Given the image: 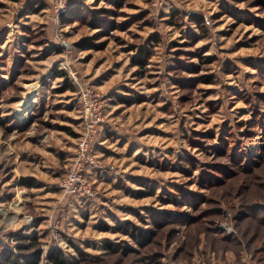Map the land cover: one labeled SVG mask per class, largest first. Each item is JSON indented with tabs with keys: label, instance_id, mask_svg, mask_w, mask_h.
<instances>
[{
	"label": "rangeland",
	"instance_id": "1",
	"mask_svg": "<svg viewBox=\"0 0 264 264\" xmlns=\"http://www.w3.org/2000/svg\"><path fill=\"white\" fill-rule=\"evenodd\" d=\"M56 1L0 0V244L16 252L21 237L42 233L38 264L59 247L67 264H148L153 253L157 264L260 263L264 251L253 252L264 248V229L238 213L249 200L243 165L219 185L202 178L230 131L245 163L264 152V0H125L115 18L121 30L95 41L105 40L101 50L83 51L73 44L95 31L61 23V11L76 3L85 13L108 11L111 0H62L60 11ZM139 13L146 15L137 20ZM138 48L150 53L143 67L133 61ZM80 86L103 100L95 139H105L110 158L97 159L95 171L122 176L115 187L89 182L88 197L110 200L96 216L91 199L77 201L59 187L82 128ZM185 160L197 167L184 171ZM33 171L51 175L59 199L40 230L35 222L44 217L22 206L34 191L20 178ZM154 220L171 224L156 228ZM135 225L153 231L143 248L129 235ZM67 238L82 255L65 248ZM124 248L129 254L121 255Z\"/></svg>",
	"mask_w": 264,
	"mask_h": 264
},
{
	"label": "trees",
	"instance_id": "2",
	"mask_svg": "<svg viewBox=\"0 0 264 264\" xmlns=\"http://www.w3.org/2000/svg\"><path fill=\"white\" fill-rule=\"evenodd\" d=\"M99 0H95L94 4L97 3ZM125 0H111L113 8L112 10H89L87 13L84 11V6L81 3L71 4L65 10L61 11L59 15V20L63 24H71L74 22H78L80 24L87 25L91 31H95L94 34L80 38L77 42L73 44V46L78 50H101L105 44V40L102 42L96 43L95 41L106 39L109 36L110 30H121L120 26L115 22L116 16L119 14L118 10L121 9ZM175 13V12H173ZM146 14L139 13L135 15L137 20H141L145 17ZM172 23V21H170ZM173 24H176L174 22ZM156 40V37H154ZM150 58V53L146 51L144 48H138L137 56L134 58L135 65L139 67H143ZM56 77H67L66 74L62 71L56 72ZM202 79L204 77H201ZM3 81L0 78V92L3 91ZM264 98V97H263ZM259 96L256 99V102H260ZM260 117V116H259ZM254 119H258V115L255 116ZM101 125V124H100ZM5 123L0 116V128H4ZM66 131H69L68 128H65ZM229 144L221 145L219 148V152L217 154V161L209 166V170L204 171V176L202 178L203 184L206 185H219L223 183L222 178L234 177L236 174H240L239 167L243 165L244 170L242 172V196L243 199L247 197L249 200L246 204H241L240 208L244 209V214L238 211L241 216H243L244 220L248 219L249 222L255 225V230L264 229V179L262 175L260 176L258 171H260L261 165L264 164V152L260 154L258 157H254L251 161L245 163L241 155L233 152L232 145L235 141L233 132H229ZM181 167L184 171H192L197 165L194 162H190L189 160H185L181 163ZM91 173L85 172V178L87 182H90V175ZM264 176V175H263ZM33 178L28 176H23L20 178V185L26 187H35V183L33 182ZM77 201H89L90 197L86 196L82 193H77L72 195ZM188 201H192L189 198ZM90 202V201H89ZM88 202V203H89ZM194 210L198 211L199 203L194 204ZM107 210V208H105ZM220 213V212H219ZM42 218V217H41ZM40 218V219H41ZM39 222V224H38ZM41 224V225H40ZM171 224L168 221L164 222H157L154 220L151 225H154L156 228H163L166 225ZM35 225L37 227H45L46 226V219L38 221L36 219ZM40 225V226H39ZM45 225V226H44ZM134 232H131L130 237L138 244L139 247H145L146 244L151 242V236L153 231L144 230L141 227L133 226ZM108 227H105L106 229ZM41 234L38 233L34 235L32 238L21 237V243L16 247V252H13L0 244V264H38L41 250H39V244L41 241ZM226 240L227 237H224ZM229 241V240H228ZM63 244H66L65 248H70L75 254L82 255L83 250L77 243L73 242L71 239H65L62 241ZM264 245V244H263ZM106 248H109L111 252L114 251V246L110 243L109 245L105 244ZM104 246V247H105ZM131 251L130 248H124L121 255H127ZM264 251V248L253 252L254 254H259ZM46 258L49 264H67L66 260V250L62 247L53 248L51 249ZM148 264H157L159 263V254L153 253L149 255L147 258ZM263 261V262H262ZM257 262L264 264V254L257 258ZM257 263V264H260Z\"/></svg>",
	"mask_w": 264,
	"mask_h": 264
},
{
	"label": "built area",
	"instance_id": "3",
	"mask_svg": "<svg viewBox=\"0 0 264 264\" xmlns=\"http://www.w3.org/2000/svg\"><path fill=\"white\" fill-rule=\"evenodd\" d=\"M158 1L162 2L163 0ZM63 6L64 1H56L57 11L62 10ZM78 98L82 104V128L59 187L65 196L77 193L93 196L94 192L85 178V172L89 168L96 169L100 166L95 155L94 142L98 126L104 121L103 100L99 93L88 86L79 87ZM42 262L48 264L47 259Z\"/></svg>",
	"mask_w": 264,
	"mask_h": 264
},
{
	"label": "crops",
	"instance_id": "4",
	"mask_svg": "<svg viewBox=\"0 0 264 264\" xmlns=\"http://www.w3.org/2000/svg\"><path fill=\"white\" fill-rule=\"evenodd\" d=\"M80 115H81V111L79 113V116ZM66 147L67 146H61L60 150H63ZM73 148H75V146L71 147V149H73ZM94 151H95L96 158L98 160H100L104 163L108 162V159L110 158L109 157L110 151L105 144V139H101L100 136H98L97 139H95ZM39 160L41 161V158H39ZM36 165L37 164H35V166H34L35 169L37 168ZM46 169H50V168H46ZM86 172L91 173V174H89L90 179H93V181L95 183L102 184V185H112L113 187H115L117 179L118 178L122 179V176H115L114 174H112V172H108V171H106V172L103 171V172L99 173V171H95V169L89 168V169H87ZM94 173H99L97 178H95L93 176ZM27 176L34 179L33 182L35 183L36 186L33 188L24 186V189H30L34 192L32 195L33 200L31 198V196L28 195L23 200L22 206L23 207L26 206L25 207L26 210H27V206H29V205L33 206L32 208L34 209V211L38 212L39 218L46 217V216H48L47 213L49 210H51L52 205L59 201L57 192H54L52 190V185H53V183H55V185H56V182L52 179L51 175L49 177H46V175L42 174L40 171H39V173L33 171ZM93 181H92V183H93ZM90 182H91V180H90ZM100 199H101V197L96 196L94 198H91V201L88 203V209H89V211L92 209L91 213L94 216H96L97 212H98V215H102V212L107 211V210H105V208H107V206H108L107 202H109L110 200L107 199V200L101 201ZM33 201H34V204L32 203ZM94 201H99L100 204L97 206H94ZM27 204H29V205H27ZM67 205L72 206L70 201L66 202V200H65V207L66 208H67ZM117 211H119V210H117Z\"/></svg>",
	"mask_w": 264,
	"mask_h": 264
},
{
	"label": "water",
	"instance_id": "5",
	"mask_svg": "<svg viewBox=\"0 0 264 264\" xmlns=\"http://www.w3.org/2000/svg\"><path fill=\"white\" fill-rule=\"evenodd\" d=\"M66 46L69 48L70 46H69V44H66Z\"/></svg>",
	"mask_w": 264,
	"mask_h": 264
}]
</instances>
